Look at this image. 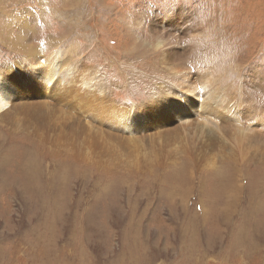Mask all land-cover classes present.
Here are the masks:
<instances>
[{
    "label": "rangeland",
    "instance_id": "rangeland-1",
    "mask_svg": "<svg viewBox=\"0 0 264 264\" xmlns=\"http://www.w3.org/2000/svg\"><path fill=\"white\" fill-rule=\"evenodd\" d=\"M198 13L238 48L220 98L194 83ZM61 52L70 94L48 65L36 95L29 62ZM7 69L0 264H264V0H0Z\"/></svg>",
    "mask_w": 264,
    "mask_h": 264
},
{
    "label": "clouds",
    "instance_id": "clouds-1",
    "mask_svg": "<svg viewBox=\"0 0 264 264\" xmlns=\"http://www.w3.org/2000/svg\"><path fill=\"white\" fill-rule=\"evenodd\" d=\"M199 13L191 22L198 27L192 28L189 35L193 38L189 52L193 61L197 53L208 52L210 61L196 67V87H204L207 93L220 98L228 91H234L241 83V73L238 67V48L227 37L221 36L214 27L207 26V21L198 20ZM204 45V47H202ZM250 90V92H255ZM264 108V106H258Z\"/></svg>",
    "mask_w": 264,
    "mask_h": 264
},
{
    "label": "bare ground",
    "instance_id": "bare-ground-1",
    "mask_svg": "<svg viewBox=\"0 0 264 264\" xmlns=\"http://www.w3.org/2000/svg\"><path fill=\"white\" fill-rule=\"evenodd\" d=\"M237 44H238V42H237ZM160 46H163V45L161 44ZM74 53H75V51L73 50L72 54L70 55V57ZM67 54H68V52L66 54L62 53V52L55 54L54 58H53L54 59V63H53V60L50 59V60H47L45 63L41 64L36 57L34 59V62H32V63L29 62V64L33 68V70H32L33 74H34V76L37 77V80H38L36 82V84L38 85L37 87L39 89L35 92L36 95L40 94L39 91L41 89H45V91H47V89H48V86L43 83V75L41 74V73L44 72V69L46 68V66H47V68H49L48 65L51 67L50 70H52V71L54 70L55 71V77H56V80H54V76H53L54 72H53V74L43 73L44 76L46 77V79L48 80V83L50 85L49 87H52V89L54 90L53 92H55L57 90V88L62 87V84L64 83V85H66V86H64V89H65L66 93L68 95L70 94V89H69V87L67 85L72 86L73 80L70 79L71 78V72L75 69L76 64L73 61L74 59L72 60L71 58L65 56ZM52 63L56 64L59 67H57V66L53 67ZM20 66H22V65H20ZM12 70H15V69H7V70H1L0 71V118H5V116L10 113V111H9L10 109H8V106L11 105V107H12L11 101H13L18 95H20V96L24 95L23 92L25 91V88L22 87L21 84L18 82V77L21 78V76H20L19 73H18L19 75L16 74L15 72L13 73ZM74 74H76V73H74ZM27 94L30 95L29 91L27 92V89H26V95ZM101 102H102V104H104V99ZM39 104L41 106H39L38 111H35L33 113L34 115H32L31 118L37 119V122H36L37 126L42 128V125L47 121V118H48L47 114L44 112V110L48 111L49 113H52V114H55V113H53L54 110L52 108H50L51 106L48 105V103H39ZM110 106H111V108L114 109L113 105H110ZM11 107H9V108H11ZM133 119H134V117H133ZM105 138L106 137H104V139ZM233 204H234V200L228 201V203H227L228 209L230 207L232 208Z\"/></svg>",
    "mask_w": 264,
    "mask_h": 264
},
{
    "label": "snow or ice",
    "instance_id": "snow-or-ice-1",
    "mask_svg": "<svg viewBox=\"0 0 264 264\" xmlns=\"http://www.w3.org/2000/svg\"><path fill=\"white\" fill-rule=\"evenodd\" d=\"M130 94L133 96V97H136L138 100L139 99H145L147 97H144L142 93H140L138 90L136 89H132ZM159 93H154L153 95H158ZM129 103H131V101H129ZM123 119V117H121Z\"/></svg>",
    "mask_w": 264,
    "mask_h": 264
}]
</instances>
